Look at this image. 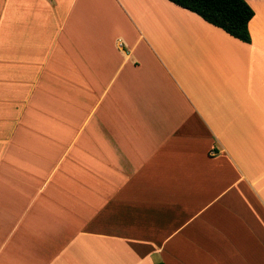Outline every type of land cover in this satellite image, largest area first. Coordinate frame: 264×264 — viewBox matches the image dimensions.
Segmentation results:
<instances>
[{
  "label": "crops",
  "instance_id": "1",
  "mask_svg": "<svg viewBox=\"0 0 264 264\" xmlns=\"http://www.w3.org/2000/svg\"><path fill=\"white\" fill-rule=\"evenodd\" d=\"M243 42L169 0H0V264H264V0Z\"/></svg>",
  "mask_w": 264,
  "mask_h": 264
},
{
  "label": "trees",
  "instance_id": "2",
  "mask_svg": "<svg viewBox=\"0 0 264 264\" xmlns=\"http://www.w3.org/2000/svg\"><path fill=\"white\" fill-rule=\"evenodd\" d=\"M190 10L231 36L249 43L248 22L254 11L247 0H169ZM155 264H164L162 261Z\"/></svg>",
  "mask_w": 264,
  "mask_h": 264
}]
</instances>
